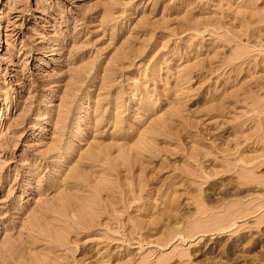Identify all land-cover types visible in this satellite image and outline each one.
Returning a JSON list of instances; mask_svg holds the SVG:
<instances>
[{"label":"rangeland","instance_id":"obj_1","mask_svg":"<svg viewBox=\"0 0 264 264\" xmlns=\"http://www.w3.org/2000/svg\"><path fill=\"white\" fill-rule=\"evenodd\" d=\"M0 264H264V0H0Z\"/></svg>","mask_w":264,"mask_h":264}]
</instances>
